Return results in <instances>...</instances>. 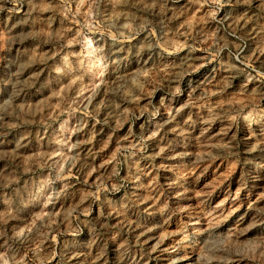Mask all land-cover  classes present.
I'll list each match as a JSON object with an SVG mask.
<instances>
[{"label": "rangeland", "instance_id": "1", "mask_svg": "<svg viewBox=\"0 0 264 264\" xmlns=\"http://www.w3.org/2000/svg\"><path fill=\"white\" fill-rule=\"evenodd\" d=\"M0 264H264V0H0Z\"/></svg>", "mask_w": 264, "mask_h": 264}]
</instances>
